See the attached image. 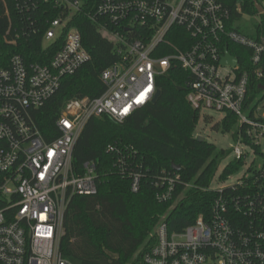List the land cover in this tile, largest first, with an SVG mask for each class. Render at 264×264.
<instances>
[{
    "label": "built area",
    "instance_id": "built-area-1",
    "mask_svg": "<svg viewBox=\"0 0 264 264\" xmlns=\"http://www.w3.org/2000/svg\"><path fill=\"white\" fill-rule=\"evenodd\" d=\"M256 2L261 8L258 14H264V0ZM14 4L32 26L47 25L45 47L56 46L58 38L60 42L47 63H28L14 54L7 67L0 68V264H72L59 250L64 212L72 196L92 195L98 184L94 162H84L81 173L73 170L74 144L89 118L106 116L121 124L151 103L157 76L172 64L190 75L186 101L191 108L235 115L232 159L246 157L243 147L256 150L264 144V103L260 107L256 97L247 102L250 76L263 77L258 66L264 33L252 38L228 28L230 13L221 2L99 0L85 11L113 41L118 61L101 72L106 89L100 96L65 103L55 121L57 135L49 140L41 134L31 111L45 104L63 77L90 59L79 30L71 24L73 16L83 11V0H14ZM4 11L9 20L5 4ZM51 11L57 12L56 18L44 16ZM39 12L45 18L32 20ZM174 26L188 34L190 44L157 56L160 46L168 45L165 37ZM227 41L251 50L253 71L244 69L230 53L236 64H221ZM260 90L264 91V83ZM107 151L114 154L117 171L128 176L131 191L137 192L140 171L128 168L117 146L109 145ZM258 155L263 162L235 183L222 188L210 185L209 190L217 195L207 218L199 216L182 231L170 232L161 216L144 263L264 264V153ZM179 180L176 173L161 176L156 200H170Z\"/></svg>",
    "mask_w": 264,
    "mask_h": 264
},
{
    "label": "trees",
    "instance_id": "trees-1",
    "mask_svg": "<svg viewBox=\"0 0 264 264\" xmlns=\"http://www.w3.org/2000/svg\"><path fill=\"white\" fill-rule=\"evenodd\" d=\"M98 1L83 0V11L74 15L71 23L81 34L82 44L90 55L89 61L74 74L63 77L58 90L45 104L31 111L47 140L57 135L55 121L65 103L74 98L100 96L106 89L101 72L118 61L113 41L85 15V11L94 8ZM217 1L229 10L227 25L230 29L236 30L232 24L244 14H258L254 5L257 0ZM4 4L9 11V20ZM258 15L260 22L252 38L264 33V14ZM39 16L40 12L33 14L32 20ZM44 16L54 19L57 12L51 11ZM26 20V15L16 9L14 0H0V68L7 67L14 54H20L28 63H47L57 49L60 38L56 46L53 43L43 45L47 25L42 22L32 26ZM165 39L168 45L160 46L157 56L173 51L174 47L184 49L190 44L188 34L176 26L168 31ZM224 44L228 52L242 62L244 69L251 72L256 68L249 62L250 49L228 41ZM258 67L263 77L258 79L254 73L250 76L247 102L264 83V53ZM189 76L178 64H172L156 78L160 95L155 102L137 109L121 124L106 116H93L86 122L73 147L72 168L81 173L84 162H94L97 191L92 195L70 198L59 240L63 256L76 260L78 264H145L143 256L155 242L153 233L161 216H165L170 232H180L199 216H209L217 195L209 187L221 161L230 155L231 149H217L214 144L205 139L200 141L194 135L199 111L186 101ZM236 125L235 115L225 112L213 127L235 137ZM109 145L124 152L129 169L140 171L142 179L137 192L131 191L128 176L121 175L115 168V156L107 151ZM243 159H230L217 179L224 181L239 170ZM174 166L179 169L175 170ZM250 170L251 166L246 169L245 176ZM168 173L178 174L180 180L172 198L161 203L155 198L160 188L156 183ZM186 183L191 187H186Z\"/></svg>",
    "mask_w": 264,
    "mask_h": 264
},
{
    "label": "rangeland",
    "instance_id": "rangeland-1",
    "mask_svg": "<svg viewBox=\"0 0 264 264\" xmlns=\"http://www.w3.org/2000/svg\"><path fill=\"white\" fill-rule=\"evenodd\" d=\"M259 17L260 16L258 14L256 15L244 14L239 20H236L232 25L236 30H238V32L248 37H252L255 33L256 26L260 20ZM105 35L108 34L105 33ZM254 97H256V100L258 101L257 103H259V106L261 107L264 103L262 99L264 97V91L263 90L257 91ZM252 103H255V99ZM261 111H264L263 106L261 107ZM223 116L224 113L221 111H216L207 108L201 109L199 112L198 122L194 129V135L203 137L206 141L214 144L217 149H231L236 143L235 137L232 136L231 133H222L221 130L215 129L213 127L214 124H216L223 118ZM243 149L247 150V155L243 159V165H241L239 170H237L235 173H233L224 181H219L217 179V176L221 172L222 168L226 165V163L230 159L233 158V155L231 153L228 157H226L221 161L219 168L216 172L215 178L211 183L212 187L222 188L231 185L237 181V179L246 171L248 167L250 166L257 167L260 163L263 162V157L259 156L258 153L259 152L264 153V144H262L256 150H252L244 147ZM64 259L68 260L72 264H78L76 260L70 259L68 257L64 256Z\"/></svg>",
    "mask_w": 264,
    "mask_h": 264
},
{
    "label": "water",
    "instance_id": "water-1",
    "mask_svg": "<svg viewBox=\"0 0 264 264\" xmlns=\"http://www.w3.org/2000/svg\"><path fill=\"white\" fill-rule=\"evenodd\" d=\"M254 5H255V9H256V11H257V12H260V11H261V8H260V6L258 5V3L255 2ZM236 62H237L236 58L233 57V56H231V55L229 54V52L227 51V48L224 47L223 55H222V58H221V64L235 65ZM159 95H160V90L157 89L156 92H155V95H154V98H153L152 102H155V101L157 100V98L159 97ZM197 138H198V140H200V141H203V140H204V138L201 137V136H197ZM174 169H175V170H178L179 167H178V166H174Z\"/></svg>",
    "mask_w": 264,
    "mask_h": 264
}]
</instances>
